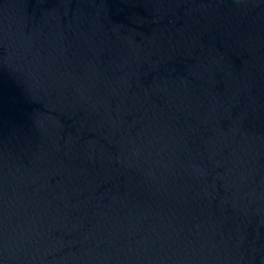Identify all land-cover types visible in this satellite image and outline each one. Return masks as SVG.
<instances>
[{
    "label": "water",
    "instance_id": "1",
    "mask_svg": "<svg viewBox=\"0 0 264 264\" xmlns=\"http://www.w3.org/2000/svg\"><path fill=\"white\" fill-rule=\"evenodd\" d=\"M0 264H264V0H0Z\"/></svg>",
    "mask_w": 264,
    "mask_h": 264
}]
</instances>
